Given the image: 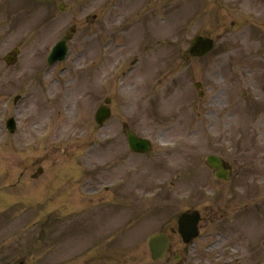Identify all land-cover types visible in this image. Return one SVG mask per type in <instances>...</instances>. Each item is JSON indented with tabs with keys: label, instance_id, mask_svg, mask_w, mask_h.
I'll return each instance as SVG.
<instances>
[{
	"label": "rangeland",
	"instance_id": "obj_1",
	"mask_svg": "<svg viewBox=\"0 0 264 264\" xmlns=\"http://www.w3.org/2000/svg\"><path fill=\"white\" fill-rule=\"evenodd\" d=\"M60 2L65 12L0 0V245L26 233L38 264H162L151 261L149 237L196 209L207 224L185 264H264V73H249L264 62L247 47L264 0ZM72 26L67 62L49 68L51 47ZM197 35L216 50L185 61ZM106 98L113 117L98 129ZM124 124L153 142L152 155L129 153ZM210 154L235 162L239 178L215 182L204 167ZM48 214L44 232L36 224Z\"/></svg>",
	"mask_w": 264,
	"mask_h": 264
},
{
	"label": "flooded vegetation",
	"instance_id": "obj_2",
	"mask_svg": "<svg viewBox=\"0 0 264 264\" xmlns=\"http://www.w3.org/2000/svg\"><path fill=\"white\" fill-rule=\"evenodd\" d=\"M256 14L260 16L262 19L261 14L263 13L260 10H259V13H256ZM253 19H256V18H253ZM247 30H248V46L247 47L249 50H251L253 57L255 59L257 58L261 63H263L264 62L263 61L264 60V21H263V26H261L260 28L255 25H251L247 27ZM251 32L253 34L250 36ZM258 60H256V62H259ZM249 69H250L249 73L252 74L253 76L257 75V71L259 70L263 71L264 73V70H263L264 68L259 66L258 64L251 66ZM226 162L232 168L234 172H237V164H235V162H230L227 159H226ZM9 220L11 222L14 220L13 215L12 217H10ZM26 237H27V234L22 233L18 236V239L15 242L9 241V240H5L2 242V244L0 245V264H12L16 260H19L27 264V261H29L30 259V245L29 243H27ZM175 248L176 249L171 248L170 255L177 254L178 248L177 247ZM168 261L169 260H167V262Z\"/></svg>",
	"mask_w": 264,
	"mask_h": 264
},
{
	"label": "water",
	"instance_id": "obj_3",
	"mask_svg": "<svg viewBox=\"0 0 264 264\" xmlns=\"http://www.w3.org/2000/svg\"><path fill=\"white\" fill-rule=\"evenodd\" d=\"M212 47H211V44L204 41V40H201V39H196L195 42H194V45L192 47V53L194 55H198V56H201L202 54H204V52L210 50ZM65 53H66V47L65 45L63 44H60L58 45V47L56 48L55 52L53 53L52 57H51V61H53V59H57V60H61L64 58L65 56ZM131 146L132 148L136 149V150H146L145 149V145L143 144V142H138V141H135L134 139L131 140ZM195 222L193 221V219L191 218H188V217H185L182 219V226H184V228L186 230H188L189 232H191L192 234L190 235V237L194 236L195 235ZM151 246H153V240L151 242ZM152 250L153 247H152Z\"/></svg>",
	"mask_w": 264,
	"mask_h": 264
}]
</instances>
